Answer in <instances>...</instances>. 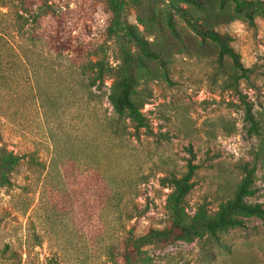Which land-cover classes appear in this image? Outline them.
I'll use <instances>...</instances> for the list:
<instances>
[{"label": "rangeland", "instance_id": "obj_1", "mask_svg": "<svg viewBox=\"0 0 264 264\" xmlns=\"http://www.w3.org/2000/svg\"><path fill=\"white\" fill-rule=\"evenodd\" d=\"M27 11L20 61L0 77V147L21 159L0 188V264H118L127 236L167 226L165 181L187 162L196 169L183 207L209 213L233 196L245 163L255 167L253 197L264 209V17L248 27H215L248 70L245 78L218 61L172 52L165 67L144 64L137 86L146 129L115 117L100 90L84 88L79 67L119 63L100 0H11ZM155 13L164 0H151ZM42 6L44 15L31 17ZM126 20L150 41L126 6ZM181 36H189L175 17ZM154 31V30H153ZM133 51V49H132ZM249 106L258 133L248 134ZM137 264H264V219L190 243L145 247Z\"/></svg>", "mask_w": 264, "mask_h": 264}, {"label": "trees", "instance_id": "obj_2", "mask_svg": "<svg viewBox=\"0 0 264 264\" xmlns=\"http://www.w3.org/2000/svg\"><path fill=\"white\" fill-rule=\"evenodd\" d=\"M151 0H100L109 15L108 36L119 40V63L109 67L100 61L87 62L79 69L87 90H100L105 79L110 80L105 97L115 122L128 121L136 134L146 129L141 113L145 104L137 89L146 73V62H156L165 67L164 57L176 53L201 55L209 47L218 61L226 58L238 78L248 73L239 63L238 55L229 47V39L215 31V27L235 20L248 27H254L257 18L264 17V0H164V8L156 12ZM19 1V9L13 10L11 0H0V77L11 74L20 61L19 37L27 24V11ZM137 11L136 21L150 41L144 39L138 29L126 20V6ZM42 6L31 17L32 22L45 14ZM178 18L189 36H181L174 19ZM154 30V31H153ZM133 49V51H132ZM244 120L248 123V134L256 135L258 128L250 113L249 106L243 109ZM20 157L0 147V188L7 187L10 175L17 167ZM195 165L186 164V170L179 178L170 177L165 181L170 189L165 199L168 213L167 226L160 230H148L142 236H127L118 254V264H137L145 247H162L173 242L190 243L203 238L215 239L219 234L243 227L246 219H264L260 204L248 203L253 197L255 167L245 163L239 167L242 177L235 186L231 199L218 205L209 213L199 206L191 215L185 212L184 198L192 187L191 178Z\"/></svg>", "mask_w": 264, "mask_h": 264}]
</instances>
